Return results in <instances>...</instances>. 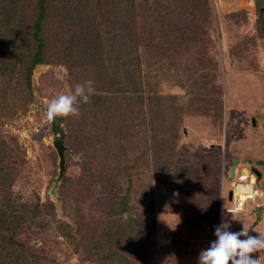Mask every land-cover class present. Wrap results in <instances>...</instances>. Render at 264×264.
Returning a JSON list of instances; mask_svg holds the SVG:
<instances>
[{"label":"rangeland","instance_id":"obj_1","mask_svg":"<svg viewBox=\"0 0 264 264\" xmlns=\"http://www.w3.org/2000/svg\"><path fill=\"white\" fill-rule=\"evenodd\" d=\"M208 4L207 37L198 31L196 36H186L185 45L155 50L157 58L176 61L171 72H163L158 87L175 97L170 107L185 113L170 176L154 175L151 165L140 168L145 175L133 188V196L140 198L133 200L141 209L134 214H122L114 221L105 204L109 193L98 185L76 182L81 175L80 156L67 141L65 171L60 176L52 141L61 134L51 130L44 114L51 98L72 90L63 65L42 64L34 69L31 101L18 103V111L11 109L17 104L13 91L8 93L11 99L2 100L0 141L7 152L12 148L4 166L6 185L18 199L52 203L50 208L35 209L39 212L36 225L42 228L24 236L39 254L40 264H101L94 255L90 257L84 242L92 244L104 223L105 228L113 222L117 225L111 236L103 238L114 240L105 247L113 256L104 264H197L199 250L215 239L213 229L222 215L230 219L231 231L243 226L250 235L264 236V216L256 212L262 194L247 201L238 213L226 210L231 206V182L238 175L257 171L255 187L264 191V165L256 164L264 161V0H208ZM10 84L16 86L7 82V90ZM232 158L238 160L234 178L229 177ZM185 165L197 166L198 175L195 171L191 177L192 166ZM209 182V193L191 196L194 187L207 189ZM262 251L252 254L258 264H264Z\"/></svg>","mask_w":264,"mask_h":264},{"label":"trees","instance_id":"obj_2","mask_svg":"<svg viewBox=\"0 0 264 264\" xmlns=\"http://www.w3.org/2000/svg\"><path fill=\"white\" fill-rule=\"evenodd\" d=\"M210 15L208 0H0V110L2 100L11 99L9 90L17 100L13 112L20 109L18 103L31 101L32 74L42 64L63 65L72 89L91 81L90 99L78 105L79 114L54 118L51 130L61 134L56 138L63 141L64 153L68 142L80 156L76 182L109 193L105 204L110 217L116 221L134 214L141 209L133 200L140 198L133 196L138 178L145 175L140 168L151 165L154 175L170 176L185 113L170 107L175 97L158 87L163 72H171L176 61L157 58L155 50L185 45L186 36L198 31L207 37ZM12 81L16 86L7 90L5 84ZM4 144L0 141V264H40L24 236L42 228L36 225L35 211L52 203L32 204L13 196L4 167L12 148L7 152ZM185 166H192L191 177L199 169ZM64 171L65 158L60 176ZM211 188L210 182L207 189L194 187L191 196ZM104 225L92 244L84 242L90 257L101 264L113 256L105 247L114 244L103 238L117 226Z\"/></svg>","mask_w":264,"mask_h":264},{"label":"clouds","instance_id":"obj_3","mask_svg":"<svg viewBox=\"0 0 264 264\" xmlns=\"http://www.w3.org/2000/svg\"><path fill=\"white\" fill-rule=\"evenodd\" d=\"M91 84V81L77 83L68 94L51 98L45 109V121L51 123L56 117L77 116L78 105L90 99ZM213 235L215 239L210 240L206 248L199 250L197 264H258L252 254L264 250V236L250 235L249 228L243 226L237 231H231L230 219L223 215L214 226Z\"/></svg>","mask_w":264,"mask_h":264},{"label":"built area","instance_id":"obj_4","mask_svg":"<svg viewBox=\"0 0 264 264\" xmlns=\"http://www.w3.org/2000/svg\"><path fill=\"white\" fill-rule=\"evenodd\" d=\"M255 182L253 173L238 175L231 182L232 199L231 206L226 209L227 212L233 214L240 212L247 201L254 200L259 195Z\"/></svg>","mask_w":264,"mask_h":264},{"label":"water","instance_id":"obj_5","mask_svg":"<svg viewBox=\"0 0 264 264\" xmlns=\"http://www.w3.org/2000/svg\"><path fill=\"white\" fill-rule=\"evenodd\" d=\"M262 10L264 11V7L262 8ZM52 145H53L54 149L56 150L58 158H59L58 165H59V173L61 174L63 172V170H64V150L66 149V147L64 146L63 141L61 139H59V138H55L52 141ZM237 163H238V160L235 159V158H232L231 166H230V169H229V177L230 178H234V175H235V164H237ZM256 164L264 165V161L257 160ZM252 173L256 177L259 176V173L257 171L253 170ZM229 198L232 199V192L231 191L229 192ZM127 218L131 222H133L135 224V220H134V218L131 215L128 214Z\"/></svg>","mask_w":264,"mask_h":264},{"label":"crops","instance_id":"obj_6","mask_svg":"<svg viewBox=\"0 0 264 264\" xmlns=\"http://www.w3.org/2000/svg\"><path fill=\"white\" fill-rule=\"evenodd\" d=\"M235 172L238 173L236 168H235ZM249 173H251V171L248 172V174H249ZM237 175H238V174H237ZM257 190H258V189H257ZM258 192H259L260 194H259L257 197L261 196V194H262V196L264 197V191H262V190H258ZM257 197H256V198H257ZM259 202H261V201L259 200ZM255 203H257V200L254 202L253 205H255ZM261 203H262V204H260L261 206H260L259 204H257L258 207H256V206H252V207H254V208L256 207V209H257L256 212H257L258 215H260V216L263 215V216H264V198H263V200H262ZM262 205H263V208H262V209H259V208L262 207ZM262 210H263V211H262ZM261 211H262V212H261ZM262 213H263V214H262ZM263 216H262V217H263ZM262 217H261V218H262ZM261 220H262V219H261ZM256 224H257V223H256ZM258 224H259V223H258ZM260 227H261V224H260ZM261 230H263V229L261 228ZM261 254H264V252L262 251Z\"/></svg>","mask_w":264,"mask_h":264}]
</instances>
